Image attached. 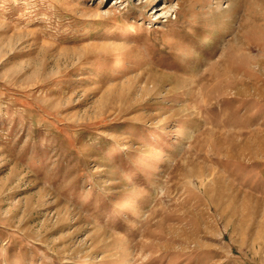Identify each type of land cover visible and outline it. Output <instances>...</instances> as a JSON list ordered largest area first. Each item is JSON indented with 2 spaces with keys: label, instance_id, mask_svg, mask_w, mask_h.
<instances>
[{
  "label": "rangeland",
  "instance_id": "obj_1",
  "mask_svg": "<svg viewBox=\"0 0 264 264\" xmlns=\"http://www.w3.org/2000/svg\"><path fill=\"white\" fill-rule=\"evenodd\" d=\"M0 264H264V0H0Z\"/></svg>",
  "mask_w": 264,
  "mask_h": 264
}]
</instances>
